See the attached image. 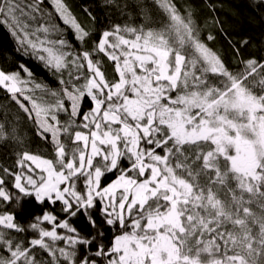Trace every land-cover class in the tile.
<instances>
[{"label": "snow or ice", "instance_id": "1", "mask_svg": "<svg viewBox=\"0 0 264 264\" xmlns=\"http://www.w3.org/2000/svg\"><path fill=\"white\" fill-rule=\"evenodd\" d=\"M152 5L158 18L136 0L143 23L97 28L68 0H0L17 51L58 80L0 66L42 141L0 121V144L17 146L0 168V264H264V57L232 71L192 4ZM29 200L41 211L25 223Z\"/></svg>", "mask_w": 264, "mask_h": 264}, {"label": "trees", "instance_id": "2", "mask_svg": "<svg viewBox=\"0 0 264 264\" xmlns=\"http://www.w3.org/2000/svg\"><path fill=\"white\" fill-rule=\"evenodd\" d=\"M144 2L151 6L153 17L158 18L159 12L152 5V0H144ZM68 3L82 23L88 22V17L83 12V9L88 7L96 17L95 26L97 28H104L110 23H143L139 10L135 6L136 0H115V5H119L120 8H117L115 5H108L106 7V0H68ZM176 3L180 5L192 4L197 9L198 24L202 28V37H206L209 31L213 32L216 39L208 43L221 54L226 65L232 71L243 67L238 63L241 59L249 57L259 59L260 57H264V0H176ZM206 3L214 5V9L206 7ZM124 5H128V8L122 11L121 9H123ZM49 10L51 11L50 5ZM129 11L132 13L131 18L127 15ZM213 16L221 21L223 31L219 30V26L212 27L211 24L208 27H204L205 20L210 21ZM56 20L62 28L66 29L67 39L74 46L79 47L72 31L67 29L59 21L58 17ZM242 40H248L249 44L243 46L241 44ZM18 48L19 45L8 28L0 26V66L11 67L13 66V60L17 63H25L33 72L37 82L56 88L58 86L57 77L36 58L23 55L22 49L17 51ZM237 48L241 53L239 56L236 53ZM108 70L111 71L110 68ZM85 103L87 106V102ZM0 105H6L8 109L7 116L5 117V110L0 108V121L6 125L9 122L15 124L18 134L23 139L25 145L31 144L35 147L42 144V141L35 135L32 122L27 119L24 113L13 102L4 96L3 92H0ZM16 147L11 141L0 144V168L11 166L15 159L12 156V152ZM2 174L0 172V175ZM10 206L14 207L15 210V206ZM25 207V214L21 215V220L25 223L31 218V215L38 214L41 211V207L34 200L25 202ZM97 219H99V216H97ZM74 225L83 231L88 230L86 219L83 216L79 220L74 221ZM31 235V233L26 234L29 238ZM111 235V232H109L106 239H110Z\"/></svg>", "mask_w": 264, "mask_h": 264}]
</instances>
